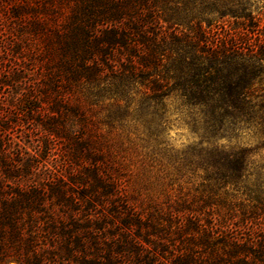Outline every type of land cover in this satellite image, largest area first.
Returning a JSON list of instances; mask_svg holds the SVG:
<instances>
[{
  "label": "trees",
  "instance_id": "1",
  "mask_svg": "<svg viewBox=\"0 0 264 264\" xmlns=\"http://www.w3.org/2000/svg\"><path fill=\"white\" fill-rule=\"evenodd\" d=\"M10 16L12 53L24 44L41 68L2 82L32 84L24 122L80 170L66 184H28L32 162L16 169L0 156V264H264V173L254 167L264 149V0H24ZM172 98L200 123L201 142L162 165L142 139L138 172L160 163L161 183L178 193L136 209L117 192L132 160L113 143L125 129L151 142ZM42 101L49 116L35 115ZM249 132L257 147L241 142ZM104 206L97 221L78 219Z\"/></svg>",
  "mask_w": 264,
  "mask_h": 264
},
{
  "label": "rangeland",
  "instance_id": "2",
  "mask_svg": "<svg viewBox=\"0 0 264 264\" xmlns=\"http://www.w3.org/2000/svg\"><path fill=\"white\" fill-rule=\"evenodd\" d=\"M23 1L0 0V123H5L6 126V128H3L0 125V138L3 140L0 156H7L8 163L16 169H20L23 163L31 161L34 166L31 170L32 175L26 177L28 184L38 183L45 186L61 183L62 181L66 184L69 183L66 180L67 175L80 169H77L78 167L72 168L67 163L61 144L57 139L46 135L35 122H24L27 120V115L23 112L25 108L21 104V95L27 90H31L32 84H29V81L23 82L22 86L16 88V91L2 82L9 77V74L16 71H22L26 77H29V72L24 70L26 66L31 68L32 71L40 70L41 68L40 64L29 61L30 54L24 44H22L24 51L21 54L14 55L12 53L13 44L17 42V36L15 35L16 25L10 16V10L21 5ZM28 1L31 2L32 0ZM42 47V41L39 40L37 44H33L35 49L32 51L37 53ZM70 99L72 100V98ZM37 105H40L41 110L35 114L36 116L46 117L50 115L47 103L42 101L37 103ZM89 110L91 109H84V113ZM164 115V120L158 128V136H152L151 142L149 138L146 139L142 135L140 130L125 129L120 131V145L116 144L118 143L117 140L113 143L115 153L122 158L126 157V160H132L129 163V169L132 171L128 174L130 178L117 179V192L130 193L135 199L134 206L136 209H145L154 205L159 207L167 206L169 198L177 195L178 187L176 184L173 186L167 185L166 181L161 183L164 177L161 172V166L170 162V154L178 157L177 159L179 160H183V151L201 142L200 123L193 122V115L183 109L179 99L172 98L167 102V112ZM15 120H17L16 123L14 122ZM144 120L149 121L150 118H144ZM80 133L81 128L75 130L77 137L80 136ZM254 134V132L244 134L241 142L257 147L259 142ZM142 139L149 142L148 149L153 151L154 154L156 152V158L163 159L162 165L156 161L149 160L152 167H150L151 171L146 176L138 172L141 166V155L138 152L142 151L145 146ZM223 143L227 144V141L224 140ZM254 158L256 162L254 167L264 173V149H258ZM1 178L2 172L0 169ZM177 183L183 184V178L178 180ZM75 191H80V188H75ZM136 192L138 195H135ZM47 209H50V207H47ZM106 209L105 206L97 207L92 212V215L78 216V219H93V221H97L106 212ZM49 213L54 218H58L61 215L59 209L50 210Z\"/></svg>",
  "mask_w": 264,
  "mask_h": 264
}]
</instances>
